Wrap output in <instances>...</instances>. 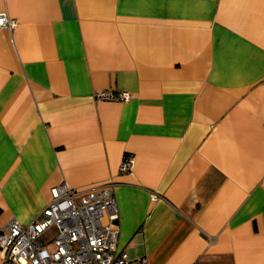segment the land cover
Returning <instances> with one entry per match:
<instances>
[{
    "label": "crops",
    "instance_id": "1",
    "mask_svg": "<svg viewBox=\"0 0 264 264\" xmlns=\"http://www.w3.org/2000/svg\"><path fill=\"white\" fill-rule=\"evenodd\" d=\"M0 12L17 22L0 27V228L33 220L54 185L110 183L130 257L264 264V0H0Z\"/></svg>",
    "mask_w": 264,
    "mask_h": 264
},
{
    "label": "built area",
    "instance_id": "2",
    "mask_svg": "<svg viewBox=\"0 0 264 264\" xmlns=\"http://www.w3.org/2000/svg\"><path fill=\"white\" fill-rule=\"evenodd\" d=\"M16 20L0 12V27L12 29ZM100 100H128V91L100 90ZM125 155L119 171H130ZM51 199L29 223L10 218L0 228L3 264H146L118 249L117 206L110 183L86 189L66 183L50 188ZM52 231L44 242L41 237ZM51 242L52 247L48 246Z\"/></svg>",
    "mask_w": 264,
    "mask_h": 264
},
{
    "label": "rangeland",
    "instance_id": "3",
    "mask_svg": "<svg viewBox=\"0 0 264 264\" xmlns=\"http://www.w3.org/2000/svg\"><path fill=\"white\" fill-rule=\"evenodd\" d=\"M51 233H52V231H48L47 233H45V234L41 237V239H42L44 242H46L47 237H48ZM48 246H49L50 248L52 247L51 242L48 243Z\"/></svg>",
    "mask_w": 264,
    "mask_h": 264
}]
</instances>
